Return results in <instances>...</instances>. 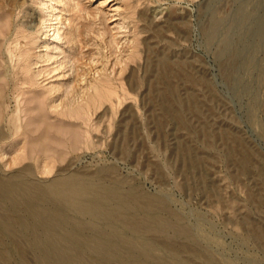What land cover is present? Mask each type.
<instances>
[{
	"label": "rangeland",
	"instance_id": "374dc122",
	"mask_svg": "<svg viewBox=\"0 0 264 264\" xmlns=\"http://www.w3.org/2000/svg\"><path fill=\"white\" fill-rule=\"evenodd\" d=\"M64 177L135 199L111 259L54 221L67 264H264V0H0V264H45Z\"/></svg>",
	"mask_w": 264,
	"mask_h": 264
},
{
	"label": "bare ground",
	"instance_id": "6f19581e",
	"mask_svg": "<svg viewBox=\"0 0 264 264\" xmlns=\"http://www.w3.org/2000/svg\"><path fill=\"white\" fill-rule=\"evenodd\" d=\"M96 96H99L97 88L94 92V97L96 98ZM24 182V180H0V198L11 197V194L19 191L20 184ZM39 190L43 201L53 200L55 205L54 210L51 211L53 219H48L47 216H44V212H38L39 210L33 203L35 198L30 197L26 203L27 209L33 211L36 223L43 227V234L45 231L44 238L36 234L33 236L36 246L39 245V242L43 241L45 243L43 248L40 249L43 263L67 264L73 262L71 254L59 244L60 238L52 233L54 221L58 226L70 225L72 221L67 214L68 210L79 216H89L91 219L92 236L83 238L79 229L72 228L68 237H66L72 245L82 250L91 246L96 251L105 254L104 256L108 259L121 254L119 245L126 240V237L122 236L123 230L118 222V214L119 211L129 209L132 203L135 202L133 193H122L115 187L100 188L96 184H88L85 180L76 177L51 180L45 185H39ZM112 205L114 206L112 207ZM102 220H104L109 232L120 233V239L113 240L107 234V230L99 224ZM19 224L24 228L29 227V224L25 221H20ZM133 228L136 229L137 225H133ZM142 243L144 248L149 247V241L142 240Z\"/></svg>",
	"mask_w": 264,
	"mask_h": 264
}]
</instances>
